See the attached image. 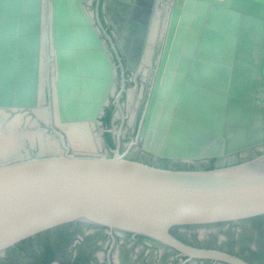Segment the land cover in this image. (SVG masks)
<instances>
[{
	"label": "water",
	"instance_id": "water-1",
	"mask_svg": "<svg viewBox=\"0 0 264 264\" xmlns=\"http://www.w3.org/2000/svg\"><path fill=\"white\" fill-rule=\"evenodd\" d=\"M86 1L0 0V253L81 222L148 237L188 259L248 264L171 229L264 214V0H173L162 21L137 136L166 158L241 156L195 169L97 150L89 124L115 68ZM157 1L103 2L128 68L157 36ZM2 109L33 111L46 128L28 127L20 112L6 119ZM251 148L261 151L245 157Z\"/></svg>",
	"mask_w": 264,
	"mask_h": 264
},
{
	"label": "flooded vegetation",
	"instance_id": "flooded-vegetation-1",
	"mask_svg": "<svg viewBox=\"0 0 264 264\" xmlns=\"http://www.w3.org/2000/svg\"><path fill=\"white\" fill-rule=\"evenodd\" d=\"M104 0H87L95 25L114 63L115 79L107 101L89 131L97 139V150L113 155L115 150L125 156L155 166L170 168H203L210 159L182 161L155 155L142 147L137 136L143 110L149 98L158 55L164 35L161 26L173 0H158L155 17L157 36L149 40L147 53L137 68H128L126 57L118 46V36L105 19ZM54 68L49 70L52 85ZM45 87L44 91L46 92ZM52 92V87H51ZM47 93V92H46ZM6 119L22 113L33 124L28 127L46 128L33 111L2 109ZM38 122V123H39ZM47 131L51 133L50 129ZM68 143V142H67ZM69 147L74 150L70 143ZM250 151V150H249ZM251 156L261 150L251 148ZM212 159V158H211ZM241 159L240 154L214 158L213 165ZM171 232L183 242L201 248L217 249L232 254L248 264H264V214L237 221L174 227ZM0 264H228L210 259H188L177 250L156 240L129 232L111 230L102 225L70 222L46 229L22 239L0 253Z\"/></svg>",
	"mask_w": 264,
	"mask_h": 264
},
{
	"label": "trees",
	"instance_id": "trees-1",
	"mask_svg": "<svg viewBox=\"0 0 264 264\" xmlns=\"http://www.w3.org/2000/svg\"><path fill=\"white\" fill-rule=\"evenodd\" d=\"M213 161H214V158L210 159L209 164L207 166L203 167V168H212V167H214ZM225 164H227V163H225ZM179 168H186V167H179ZM190 169H193V168H190Z\"/></svg>",
	"mask_w": 264,
	"mask_h": 264
}]
</instances>
